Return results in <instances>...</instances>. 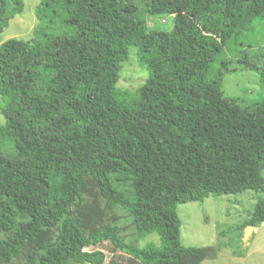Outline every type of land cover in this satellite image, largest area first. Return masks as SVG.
I'll return each instance as SVG.
<instances>
[{"label":"trees","instance_id":"trees-1","mask_svg":"<svg viewBox=\"0 0 264 264\" xmlns=\"http://www.w3.org/2000/svg\"><path fill=\"white\" fill-rule=\"evenodd\" d=\"M23 12L0 0V264H107L103 242L142 264H200L207 250L182 245L176 206L264 185V99L222 90L237 69L226 50L264 23V0H41L34 36L2 40ZM166 15L182 28L159 44L147 21ZM132 47L150 70L135 92L116 86ZM235 55L264 82L258 56ZM86 177L161 244L88 231ZM263 223L261 202L238 227Z\"/></svg>","mask_w":264,"mask_h":264},{"label":"rangeland","instance_id":"rangeland-1","mask_svg":"<svg viewBox=\"0 0 264 264\" xmlns=\"http://www.w3.org/2000/svg\"><path fill=\"white\" fill-rule=\"evenodd\" d=\"M24 12L16 15L1 34L2 40L10 38L31 39L38 24L37 7L41 0H23ZM183 16L166 15L148 17L149 31L161 44L177 37L182 28ZM254 30H249L243 38L244 45L233 50H226V57L231 60L230 67L237 68L224 75L222 90L228 97H235L243 104H252L264 99V82L258 72L239 69L235 53L244 49L260 58L264 65V23L257 21ZM250 45V46H249ZM150 77V70L137 55L135 47L130 48L128 59L122 63L119 71L117 88L137 91ZM5 118L0 113V126ZM264 181V164L259 170ZM81 189L85 198L84 210L89 218V230L117 226L119 235L139 248L154 243L160 245V236L154 232L148 235L139 234L136 220L121 207H110L107 199L101 196L97 185L90 177L85 178ZM264 204V185L259 191L245 190L226 195H210L202 202L191 201L178 204L176 213L181 221L180 241L186 247L207 250L205 259L200 264H264V223L258 231L248 226L239 229L247 221L258 203ZM245 231V232H244ZM10 232V231H9ZM8 231H0V237ZM56 233H49L46 239H54ZM4 238V237H3ZM41 248V247H40ZM39 246L30 249L37 251ZM94 249H101L107 255V264H142L138 259L128 257L125 253L113 249L109 242L98 244ZM68 264H79L73 260Z\"/></svg>","mask_w":264,"mask_h":264},{"label":"crops","instance_id":"crops-1","mask_svg":"<svg viewBox=\"0 0 264 264\" xmlns=\"http://www.w3.org/2000/svg\"><path fill=\"white\" fill-rule=\"evenodd\" d=\"M254 231H258L259 226L258 227H251ZM245 232V231H244Z\"/></svg>","mask_w":264,"mask_h":264}]
</instances>
